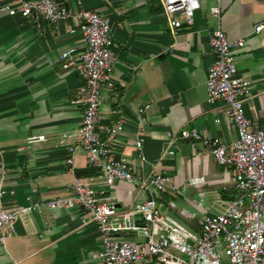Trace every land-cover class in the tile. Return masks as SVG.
Wrapping results in <instances>:
<instances>
[{
    "label": "crops",
    "instance_id": "obj_1",
    "mask_svg": "<svg viewBox=\"0 0 264 264\" xmlns=\"http://www.w3.org/2000/svg\"><path fill=\"white\" fill-rule=\"evenodd\" d=\"M53 1L107 19L117 62L113 87L100 94L99 123L124 120L110 156L124 157L141 176H171L175 189L156 197L158 209L198 233L201 216L222 211L233 196L234 174L231 167L217 164L200 141L183 140L178 133L194 128L202 138L226 145L237 136L224 102L206 101V70L213 58L208 38L217 26L228 40L244 38L242 47L231 50L237 75L252 82L243 110L253 128L264 126V30L251 32L264 20V0H220L218 20L208 14L214 0H201L192 23L176 34L160 0ZM6 2L12 0H0ZM70 28L68 21L55 30L41 19L0 11V207L17 211L11 235L0 241V264H97L92 255L99 249L100 234L92 223H81L85 214L76 208L48 210L43 204L69 196L75 177L90 175L95 186L101 182V172L86 166L77 141L65 142L74 145L70 171L65 145L56 142L61 132L80 122L81 80L59 60L66 48L79 52L84 47L81 35L69 33ZM144 104L147 120L137 148L135 108ZM33 135L45 140L28 143ZM106 190L101 201L120 210L153 194L118 180ZM34 201L39 203L36 210H23ZM133 264L161 263L145 258Z\"/></svg>",
    "mask_w": 264,
    "mask_h": 264
},
{
    "label": "built area",
    "instance_id": "obj_2",
    "mask_svg": "<svg viewBox=\"0 0 264 264\" xmlns=\"http://www.w3.org/2000/svg\"><path fill=\"white\" fill-rule=\"evenodd\" d=\"M160 3L171 33L176 34L182 25L192 23L201 0H160ZM207 9L218 20L220 0H214ZM0 11L30 20L41 19L55 30L60 22L68 21L71 24L68 32L81 35L82 50L78 52L71 46L59 54L61 67L73 69L81 80L80 122L76 128L61 132L56 142L65 145L67 141H77L86 166L101 172V182L95 186L90 175L75 177L70 183L69 196H56L43 204L48 210L76 208L85 214L80 218L81 223H92L100 234L99 249L92 255L97 264H133L145 258L161 264H264L261 221L264 216V126L253 128L244 114L243 102L252 82L237 75L231 51L233 47H242L244 38L228 40L219 26L208 38L213 58L206 70V101L224 102L225 113L236 129L235 140L226 145L217 138H202L194 128L178 133L183 140L200 141L217 164L231 167L234 174V193L225 208L201 216L198 233H193L158 209L156 197L175 189L171 176L161 172L141 176L132 171L124 157L110 156V144L124 120L118 117L105 126L99 123L100 94L113 87L111 75L117 62L107 19L94 11L73 9L53 0H12V3H1ZM262 30L264 20L254 24L251 32ZM147 108L148 104L135 108L137 140L134 146L137 148L141 147L139 136L144 131ZM44 140L43 135L26 139L28 143ZM65 151V164L70 171L73 143L66 144ZM171 153V150L166 152ZM117 180L139 189H150L153 194L120 210L112 203L101 201L107 196L106 187ZM3 192L0 190V194ZM38 204L34 201L23 210L32 212ZM16 215L17 211L0 207V241L11 235ZM122 233L134 237H121Z\"/></svg>",
    "mask_w": 264,
    "mask_h": 264
},
{
    "label": "rangeland",
    "instance_id": "obj_3",
    "mask_svg": "<svg viewBox=\"0 0 264 264\" xmlns=\"http://www.w3.org/2000/svg\"><path fill=\"white\" fill-rule=\"evenodd\" d=\"M222 261H223V263H225V259H224V258H223V260H222Z\"/></svg>",
    "mask_w": 264,
    "mask_h": 264
}]
</instances>
